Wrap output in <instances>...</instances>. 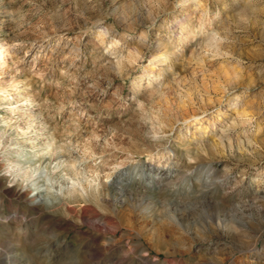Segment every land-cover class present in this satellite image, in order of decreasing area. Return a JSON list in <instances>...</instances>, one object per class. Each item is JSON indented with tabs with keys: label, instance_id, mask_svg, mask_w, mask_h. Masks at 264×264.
Segmentation results:
<instances>
[{
	"label": "clouds",
	"instance_id": "1",
	"mask_svg": "<svg viewBox=\"0 0 264 264\" xmlns=\"http://www.w3.org/2000/svg\"><path fill=\"white\" fill-rule=\"evenodd\" d=\"M190 3L158 93L157 66L118 56L115 17L90 0H0V189L27 194L46 219L111 234L177 177L231 186L238 130L224 132L238 102L264 99V0ZM141 173L163 183L138 184Z\"/></svg>",
	"mask_w": 264,
	"mask_h": 264
},
{
	"label": "rangeland",
	"instance_id": "2",
	"mask_svg": "<svg viewBox=\"0 0 264 264\" xmlns=\"http://www.w3.org/2000/svg\"><path fill=\"white\" fill-rule=\"evenodd\" d=\"M90 2L115 17L109 37H118L113 51L127 62L156 65L149 69L150 85L158 93L166 91L171 81L164 69L172 67L190 0ZM98 31L101 38L108 34L107 28ZM242 107L251 116L248 122L229 125L224 132L238 130L234 142L229 137L238 156L237 167L226 170L233 184L209 188L177 177L153 194L146 216L131 217L128 229L105 234L88 221L46 219L30 206L27 194L0 189V264H59L57 256L65 250L76 253L72 264H264V99L238 102L235 115ZM146 180L149 186L163 183L160 176L143 175L138 184Z\"/></svg>",
	"mask_w": 264,
	"mask_h": 264
},
{
	"label": "bare ground",
	"instance_id": "3",
	"mask_svg": "<svg viewBox=\"0 0 264 264\" xmlns=\"http://www.w3.org/2000/svg\"><path fill=\"white\" fill-rule=\"evenodd\" d=\"M142 45L144 44V43H141ZM137 52H138V50H137ZM236 110V109H235ZM246 109H244L243 107L242 108H240V110H238L237 112H236V115H235V117L237 118L238 117V119H236L235 118V120H233L232 119V121H231V126H234L236 123H244V122H248L247 120L251 117H249L248 116V114H247V111H245ZM193 119H198V117H193ZM250 122V121H249ZM232 128V127H231ZM227 136V135H226ZM231 138V137H230ZM222 140H224L223 139V136H221L220 137V143L221 142H224V141H222ZM240 142V141H239ZM222 145V144H221ZM140 176L142 177L143 176V173H141L140 174Z\"/></svg>",
	"mask_w": 264,
	"mask_h": 264
}]
</instances>
